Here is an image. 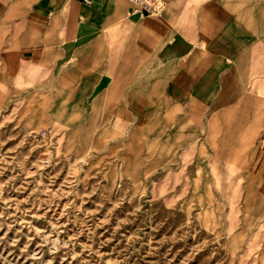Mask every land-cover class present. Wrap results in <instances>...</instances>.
Returning a JSON list of instances; mask_svg holds the SVG:
<instances>
[{"label":"rangeland","instance_id":"rangeland-1","mask_svg":"<svg viewBox=\"0 0 264 264\" xmlns=\"http://www.w3.org/2000/svg\"><path fill=\"white\" fill-rule=\"evenodd\" d=\"M26 95L0 64V264H264L260 129L241 108L207 118L188 154L106 160L71 137L83 114L54 111L72 98Z\"/></svg>","mask_w":264,"mask_h":264},{"label":"crops","instance_id":"crops-1","mask_svg":"<svg viewBox=\"0 0 264 264\" xmlns=\"http://www.w3.org/2000/svg\"><path fill=\"white\" fill-rule=\"evenodd\" d=\"M158 2L139 16L132 0H0V64L39 109L72 98L54 111L83 114L71 137L106 160L144 143L147 160L188 154L210 116L241 108L264 194V0Z\"/></svg>","mask_w":264,"mask_h":264},{"label":"built area","instance_id":"built-area-1","mask_svg":"<svg viewBox=\"0 0 264 264\" xmlns=\"http://www.w3.org/2000/svg\"><path fill=\"white\" fill-rule=\"evenodd\" d=\"M134 5L133 14L144 16L159 5L158 0H132Z\"/></svg>","mask_w":264,"mask_h":264}]
</instances>
